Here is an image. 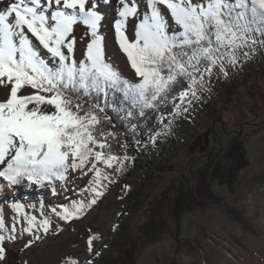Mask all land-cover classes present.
Instances as JSON below:
<instances>
[{"label":"snow or ice","instance_id":"obj_1","mask_svg":"<svg viewBox=\"0 0 264 264\" xmlns=\"http://www.w3.org/2000/svg\"><path fill=\"white\" fill-rule=\"evenodd\" d=\"M100 2L12 0L0 10V87L8 89L0 99V181L8 187L24 182L44 186L66 180L70 172L93 173L87 188L92 198L87 203L74 201L62 211L52 210L65 221L94 205L104 195L103 181H110L107 170L119 172L130 159L113 154L108 141L115 133L102 128L108 117L101 114L110 97L115 111H125L124 119L136 109L143 117L185 81L187 88L179 98L195 96L205 73L211 74L218 65L223 70L225 59L235 64L237 50L250 40L255 43L251 34L264 35V0H146L148 11L135 24L130 40L126 22L141 13L135 0H119L115 34L134 73L129 79L105 58L104 37L99 34L102 15L96 10ZM165 11L176 26L171 34ZM78 23L91 36L80 59L72 35ZM83 97L97 102L86 106L80 102ZM12 207L19 212L23 206ZM24 218L28 224L24 232L42 228L47 233L51 227L47 218L39 224L35 216ZM4 228L0 217V230ZM14 232L15 225L7 235L0 231V260L5 241L17 239ZM97 238H88L89 251Z\"/></svg>","mask_w":264,"mask_h":264},{"label":"rangeland","instance_id":"obj_2","mask_svg":"<svg viewBox=\"0 0 264 264\" xmlns=\"http://www.w3.org/2000/svg\"><path fill=\"white\" fill-rule=\"evenodd\" d=\"M164 14L171 33L176 26ZM105 29L100 25L99 31ZM86 31L81 23L74 26L77 59L91 40ZM251 35L264 40V35ZM114 41L111 47L103 41L105 58L132 79L133 70ZM226 62L223 70L219 65L212 69L211 80L226 75ZM250 66L264 69V60L251 61ZM7 91L0 87V99ZM174 113L175 126L154 136L153 149L142 163L78 218L65 221L52 210L62 211L74 201L87 203L92 198L87 191L91 172L87 176L70 172L64 181L46 182L40 192L29 190L31 184L24 182L13 187L17 193L12 194L0 181V217L5 225L0 231L7 235L15 225L17 236L5 241L0 264H66L69 260L77 264H264V72L241 86L228 104L205 87L195 96L179 98ZM228 167L236 170L231 186L221 179L230 174ZM204 175L223 202L195 208L190 190L199 196L196 187ZM13 204L23 207L17 212ZM25 214L35 216L37 224L49 219L48 232L42 228L24 232ZM90 236L98 237L92 251L87 244Z\"/></svg>","mask_w":264,"mask_h":264},{"label":"trees","instance_id":"obj_3","mask_svg":"<svg viewBox=\"0 0 264 264\" xmlns=\"http://www.w3.org/2000/svg\"><path fill=\"white\" fill-rule=\"evenodd\" d=\"M256 34H261L255 32ZM171 34V33H170ZM246 54V55H245ZM264 60V40H255L241 48V53L237 55V62L231 64L226 62V75L221 78L211 80V74L205 73L202 81H200L195 90H201L205 87L212 89L217 95L220 102L228 104L232 102L233 97L237 94L238 89L252 78L262 75L264 69L260 67L255 69L251 65V61ZM199 80V77H198ZM187 88V82H184L183 87L177 85L172 92L169 93L166 100L159 102L155 109L146 110L143 117L138 115V109L134 110V115L128 119H124L125 111H115L112 107L111 97L109 98V107L105 108V112L101 116H107L108 119L103 121L102 128L105 132L115 133V138H109V143L112 145V152L118 156L127 155L130 159L126 160L121 171L113 172L111 169L107 171L111 173L110 181H103L104 187L100 190L104 193L112 187L123 176L129 174L142 163L145 156L152 151L154 142L152 138L160 131L171 130L176 123L175 109L179 103V92ZM86 106L96 103L94 97H83L80 101ZM101 106H103V97L100 98ZM116 106L119 107V101H116ZM127 110V109H126ZM133 125L135 129L133 130ZM123 146V147H122ZM103 167V166H101ZM230 171L231 167L225 168ZM222 182L228 183L230 186L236 181V170H231L227 176H221ZM194 191L190 190L191 205L195 208H204L211 204H220L223 198L217 196L206 179L205 175L201 177L199 184ZM236 219L246 224V220L241 216H236ZM160 228V227H159ZM157 230V232H159Z\"/></svg>","mask_w":264,"mask_h":264},{"label":"bare ground","instance_id":"obj_4","mask_svg":"<svg viewBox=\"0 0 264 264\" xmlns=\"http://www.w3.org/2000/svg\"><path fill=\"white\" fill-rule=\"evenodd\" d=\"M11 2L12 1L0 2V10H2L4 7H6ZM101 2H103V4L101 5L100 8H97L96 10L98 12H100L102 15V20H101L100 25L105 27L106 29H105V31L100 30L99 34L104 37L106 44H108V46L111 47V44L115 43V41H114L116 38V37L114 38L115 21L120 18L119 17V8L121 6L119 4V0H108L107 3H104V1L101 0ZM135 2L138 6L139 12L141 13V16L135 17V18L129 17L127 22H126L125 33L128 35L130 40L134 38L135 24H138L139 19L142 18V14L145 11H148V9L146 7V0H135ZM116 42H117V40H116ZM117 44H118V42H117ZM77 49L79 52H82L83 51V45L81 43H78ZM122 56L124 57V60L126 59V61H127V57L124 53L122 54ZM127 63H128V61H127ZM27 188L29 190L34 189L35 191L40 192L43 187L40 185H36L35 187L28 185ZM1 192H2V189H0V194H1ZM9 192L12 194H16L17 190H16V188L10 187Z\"/></svg>","mask_w":264,"mask_h":264}]
</instances>
